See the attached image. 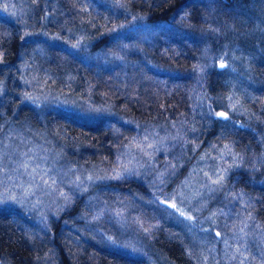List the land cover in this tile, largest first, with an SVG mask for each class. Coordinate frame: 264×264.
<instances>
[{
    "label": "rangeland",
    "instance_id": "obj_1",
    "mask_svg": "<svg viewBox=\"0 0 264 264\" xmlns=\"http://www.w3.org/2000/svg\"><path fill=\"white\" fill-rule=\"evenodd\" d=\"M131 1V9L138 11L136 17L155 14L162 2L170 0ZM42 8V0L33 5L29 0H0V13L18 24L25 26V20L29 24L18 62L15 51L10 53L11 61L0 57V96L8 94L6 100L0 98V220L7 216L13 230L22 233L17 243L24 256V262H13L128 264L124 258L111 257L115 251L145 264H264V187L260 184L264 182V118L260 114L264 112L260 95L264 83L251 70V59L221 49L226 45L217 53L199 50L186 110L174 115L147 100L137 109L129 97L130 83L138 82L137 91L149 95L152 74L148 70L132 76L125 69L124 83L116 86L120 89L117 97L105 91L96 97L89 85L81 87L71 70L50 68L57 62V51L63 49L62 38L69 36L79 50H86L99 43L93 36L98 37L102 23L89 15L67 30L55 14L42 15ZM241 21L237 15L236 22ZM189 26L198 24H147L136 36L147 41L171 34L197 39L187 34ZM221 28L239 35L235 24L223 22ZM213 32L215 42L228 41L226 31L216 28ZM18 41L15 29L8 48L14 50ZM128 49L122 45L114 54L123 65ZM96 55L77 56V61L92 63ZM103 59L98 66L110 69L111 64ZM189 59L183 56L172 64L179 67L190 63ZM149 70L168 72L167 68ZM219 110L227 119L217 115ZM57 114L89 125H109H104L98 137L114 143L101 145L104 152L97 153L94 132L65 122ZM213 117L223 123H214ZM241 117L257 123L262 131L239 127ZM111 119L117 120L116 129L105 122ZM229 129L235 137L227 133ZM25 161L30 165L27 172L20 166ZM37 164L33 180L28 173ZM236 168L261 173L263 180L250 179L245 176L248 172L231 177ZM45 170L47 185L40 179ZM129 177L137 181L128 186L116 183ZM18 210L20 219H13L10 213Z\"/></svg>",
    "mask_w": 264,
    "mask_h": 264
},
{
    "label": "trees",
    "instance_id": "obj_2",
    "mask_svg": "<svg viewBox=\"0 0 264 264\" xmlns=\"http://www.w3.org/2000/svg\"><path fill=\"white\" fill-rule=\"evenodd\" d=\"M29 1L33 5V1L35 0ZM131 2V0H42V15L47 16L49 14H55L61 19V23L66 24L67 30L75 28L76 20L80 21L89 15H94L93 18L97 24L102 23L99 26L100 28H97L96 31L98 37L93 36L95 39H99V43L88 47L86 50H79V47H77L78 45H76L69 36L67 38H62L60 44H62L63 49H59V44L57 62L54 64L52 63V65L50 64V68H53L55 65V69L64 71L71 70L74 76L79 79L81 87L86 88V85H89L92 88L90 90L96 97H98L100 93H103V91L107 92L111 97H117L120 89L119 87L116 88V86H119L121 81L124 83L121 75L125 69L129 68L132 76L136 73H140L142 69L148 70V74H152L150 79L151 84H149V95L147 94L145 97L137 91L136 88L139 86L138 82H136V84L130 83V86H132V89L129 90L132 94L129 96L130 99L134 100L133 102L137 109L143 101L147 100L153 107L163 110V112L169 111L171 114L178 115L183 112V110L187 109V105L190 104L191 101V90L192 87H194V75L192 74L194 70V59L197 53L201 51L200 47L196 48L195 45L189 46L186 42V38L176 35L174 37L168 35L157 40L153 39L147 41L139 35L136 36V32L139 30L138 33H141L140 30L144 31V25L155 23L179 25L181 21L195 23V20L200 22L198 26H204L201 25L203 19L211 18L213 19L211 24L212 29L220 28L229 35L228 41L225 42L226 47L223 46L221 49L234 50L239 54L242 53V55L249 57V59H251L249 60L251 70L254 72L255 77L259 82L264 83V0H170L168 3L162 2L163 6L161 5V9L156 11L155 14L139 13L136 17H134V13L138 11L137 9H131ZM150 2L155 3L157 0H150ZM127 4L129 7L125 6ZM207 5H210L214 17L201 11V9ZM220 13L221 17H219ZM231 15L235 17L233 18ZM237 15L242 20L240 22L241 25L236 22ZM249 15L252 18L249 19ZM182 18L184 20H182ZM25 22V26L29 27L28 22L26 20ZM223 22L227 24V26L235 24L239 35H233L231 28H229V30L225 28L222 29L221 26ZM255 23L258 25L255 27L256 32L253 30ZM25 26L12 20L9 15L0 13V57L3 61H11L10 53L11 51H15L14 60L15 63L18 62L16 58L17 54L26 39L24 38L26 35ZM15 29L19 32V41L14 45V50H12L8 48L7 42ZM100 29L103 31L99 32ZM32 31L34 32V30ZM108 31L110 32L107 33ZM64 33L66 32H62V35ZM32 34L36 35L37 31ZM126 36H130V38H126ZM109 42H111V45H108ZM122 45L130 47V49L123 53V58L126 57L123 59L126 63L125 65L116 57L117 55H114L120 52L119 49ZM67 51L73 54H65ZM104 51H109V53L112 52L113 55L109 57L110 54L106 55L108 52L105 53ZM213 51L217 53L219 48L213 49ZM88 53H97L92 63H90L89 60L88 64L79 63L77 61V56L83 57ZM103 55L107 58L105 57V59H103ZM220 55L221 54H215V57ZM183 56L187 59L190 58V63L188 62L179 67L172 64V60ZM101 59L105 61V64H111L110 69H102V67L98 66V63H101ZM81 68H86V70H81ZM90 68H93V70ZM152 68H155L157 71L158 69L165 70L167 68L168 72H155L149 70ZM212 72L218 74L217 69H212ZM7 95L8 94L5 95V98L2 96H0V98L6 100ZM260 95L261 99L264 100V89L260 91ZM262 106L264 107V103ZM260 114L264 118V112ZM56 117L65 119L63 114H57ZM212 120L217 121L214 117ZM241 120L242 122L238 125L239 127L245 126L258 132L262 131L261 127L257 126V123L254 122L253 124L248 119L243 120L242 117ZM66 121L72 122L85 131L94 132L97 142L96 150L99 154L104 152V147L101 145L105 144L106 146H110L114 143V140L111 138L104 141L105 137H98V133L109 125L104 123L89 125L85 122L73 119H66ZM64 126V129H69L68 125ZM231 130L232 129H229L227 133L235 137V135L231 133ZM245 172L250 174L245 175L250 179L255 181L263 180V177H261L263 174H251L250 170L246 171L244 169H235L231 177H235L242 173L245 174ZM231 180L233 179L231 178ZM135 181L137 180H133L132 177H129L124 178V181L116 183L128 186ZM20 213L21 211L18 210L17 213L10 214L13 219L19 220L21 217ZM1 218L3 220H0V264H15L13 262L14 259L24 262V256L22 257L20 255L22 248L17 243V241H20L22 233H16L13 230V227L6 221L7 216H1ZM38 253L35 255L37 256ZM110 255L115 259L124 258L128 264H145L141 259L129 255H122L115 251H111ZM72 262V260L69 261V263Z\"/></svg>",
    "mask_w": 264,
    "mask_h": 264
},
{
    "label": "bare ground",
    "instance_id": "obj_3",
    "mask_svg": "<svg viewBox=\"0 0 264 264\" xmlns=\"http://www.w3.org/2000/svg\"><path fill=\"white\" fill-rule=\"evenodd\" d=\"M201 11L214 17V14L212 13V9H211L210 5H207V6L203 7L201 9ZM182 20H184V19L182 18ZM184 22L186 23V21H184ZM194 22L195 23L190 22L188 24H198V23H200V22L195 21V20H194ZM212 22H213V19H211V18H204L203 19V22H201V25H204V26H199L200 28L198 26L193 27V28H190V26L187 27L186 28V30L188 31L187 34L188 35H191V37L192 36L193 37L196 36V38H197V39H195V38L193 39V38H190V37L189 38H186L187 39L186 42L188 43V45L189 46L195 45L196 48L197 47H200L201 50H203L204 48L210 49L212 52H213V49H217V48L222 47L223 45H225V42L224 43H221V42H223L221 39H220L219 42L217 40L215 42V38H214V35H213V29L211 27ZM170 36L174 37V35H172V34ZM199 53L200 52L197 53V55H196V57L194 59V65H195V61L198 58V54ZM193 69H194V66H193ZM192 73H193V71H192ZM219 112H223V111L219 110ZM64 118H65V119H63L64 121H66V119L68 120V118H66V117H64ZM214 118L216 119V117H214ZM216 120L217 121H214V123H218V124L223 123L222 120H219V119H216ZM105 122L112 124L113 129L114 128L116 129V127H117V123H116L117 120L111 119V120H106ZM219 134H222V131H219ZM208 137H210V136H208ZM222 137L225 138L224 136H222ZM202 141H205V143H207L206 140H202ZM222 141L223 142H226L227 140L222 139ZM94 150L97 151L96 149H94ZM97 153H99V152L97 151ZM236 169H242V168H236ZM251 171L252 170L250 169V172ZM252 173L257 175V172L256 171H252ZM260 184H262V186L264 187V182L263 183L261 182ZM243 192H244V194L245 193L247 194L249 192V194L252 197H254L256 195L255 192H251V191H243Z\"/></svg>",
    "mask_w": 264,
    "mask_h": 264
},
{
    "label": "snow or ice",
    "instance_id": "obj_4",
    "mask_svg": "<svg viewBox=\"0 0 264 264\" xmlns=\"http://www.w3.org/2000/svg\"><path fill=\"white\" fill-rule=\"evenodd\" d=\"M220 67L223 68V67H225V65L224 64H221ZM217 115L218 116H221V117H223L225 119H227V115L225 113H223V112L217 113ZM149 147H151V145H149ZM20 166L22 168H24L25 171L27 172L30 165H29V163L27 161H25ZM37 168H39V164H37V166L35 168H32V171L30 173H28L32 177L33 180H35L36 179V176L38 175ZM47 175H48V171L45 170L44 171V174L42 176H40V179L42 181H44V184L45 185H47V180H45L44 177L47 176ZM115 178L119 179L120 178L119 174H117V176ZM89 179H91V177H89ZM221 179H222V177H221ZM217 182H219V181H217ZM53 183H55V180L54 179H53ZM170 206L173 207V208H176V205L175 204H172ZM176 210L177 211H180L178 208ZM181 215H183V212H181ZM188 219H191V217H188ZM241 231H243V230L241 229Z\"/></svg>",
    "mask_w": 264,
    "mask_h": 264
},
{
    "label": "flooded vegetation",
    "instance_id": "obj_5",
    "mask_svg": "<svg viewBox=\"0 0 264 264\" xmlns=\"http://www.w3.org/2000/svg\"><path fill=\"white\" fill-rule=\"evenodd\" d=\"M165 229V228H164Z\"/></svg>",
    "mask_w": 264,
    "mask_h": 264
}]
</instances>
